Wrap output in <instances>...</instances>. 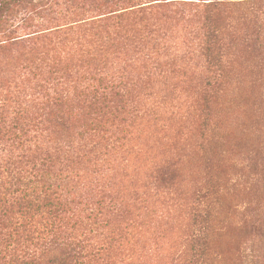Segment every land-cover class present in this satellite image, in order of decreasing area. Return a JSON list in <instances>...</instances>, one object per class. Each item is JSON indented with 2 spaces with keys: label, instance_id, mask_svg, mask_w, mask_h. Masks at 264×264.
I'll return each instance as SVG.
<instances>
[{
  "label": "rangeland",
  "instance_id": "obj_1",
  "mask_svg": "<svg viewBox=\"0 0 264 264\" xmlns=\"http://www.w3.org/2000/svg\"><path fill=\"white\" fill-rule=\"evenodd\" d=\"M118 1L96 10L59 6L35 17L36 25L17 23L20 43L0 53L7 112L43 101L45 120L43 78L54 58L68 73L61 81L74 126L40 133L38 146L43 156L71 141L64 154H51V174L70 176L62 184L75 217L99 210L104 199L111 213L89 229L107 237L110 262L264 264V0ZM141 7L131 32L117 16ZM207 20L221 43L209 45ZM217 69L225 74L221 89L205 104L206 75ZM96 73L126 94L127 106L113 109L123 143L95 147L78 103Z\"/></svg>",
  "mask_w": 264,
  "mask_h": 264
},
{
  "label": "trees",
  "instance_id": "obj_2",
  "mask_svg": "<svg viewBox=\"0 0 264 264\" xmlns=\"http://www.w3.org/2000/svg\"><path fill=\"white\" fill-rule=\"evenodd\" d=\"M114 1L0 0V36L6 38L0 41L5 42L0 44V53L10 45L20 43L13 41L18 38L14 35L18 32L16 25L19 22L24 25L26 21L32 22L35 17L42 18V14L51 15L59 6L68 7L66 9L69 10L84 9L83 5L89 4L91 9L96 10ZM144 8L124 9L128 11L118 15L117 19L123 24L127 23L130 31L135 32L133 29L137 20L147 10ZM207 22L206 37L209 45L221 43L216 23L210 20ZM40 31L43 30L36 33L40 34ZM54 32L53 35H56L60 31ZM129 35V32L124 33L122 40L129 41ZM50 36L52 34L37 38L30 36L27 39L44 41ZM47 60L45 57L41 59L42 62ZM64 72L61 66L58 68L55 65L54 58L47 77L43 78L42 88L50 108L45 120L39 115V111L46 113L43 101L34 110L19 107L7 112L5 101L0 99V264H114L109 261L112 251L108 247L107 237L101 239L97 229H89L93 225H105L106 219L103 223L98 222L103 211L105 214L111 213L109 207L104 205V199L97 202L99 210L91 211L85 218L75 217L71 209L73 200L68 198L69 187L62 184L63 179L69 183L70 176L62 178L61 175L54 177L51 174L54 165L51 154L58 156L65 153L71 141L57 142L43 156L38 146L40 133H51L52 127L65 131L74 126V108L68 103L69 89L64 88V82L61 81ZM212 74L206 75L207 83L203 89L205 104L219 92L225 76L224 71L219 69ZM88 79L91 84L82 87L76 97L87 116L88 128L96 139L95 147L125 142L126 137L114 131L116 118L113 111L115 107L118 112L121 106H127L124 104L126 94L122 93L124 89L107 82L108 77L104 78L99 73L91 74ZM44 122L45 129H42ZM31 154V158L28 157ZM84 228H88V232ZM127 240L118 239V244L122 245ZM192 256L196 258L198 250ZM191 264L195 263L191 261Z\"/></svg>",
  "mask_w": 264,
  "mask_h": 264
}]
</instances>
